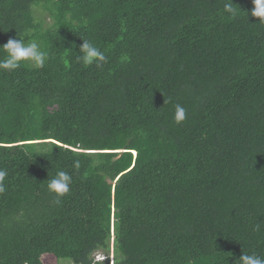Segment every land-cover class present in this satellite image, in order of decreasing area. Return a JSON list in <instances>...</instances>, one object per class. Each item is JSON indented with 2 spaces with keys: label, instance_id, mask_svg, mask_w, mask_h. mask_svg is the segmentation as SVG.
<instances>
[{
  "label": "trees",
  "instance_id": "1",
  "mask_svg": "<svg viewBox=\"0 0 264 264\" xmlns=\"http://www.w3.org/2000/svg\"><path fill=\"white\" fill-rule=\"evenodd\" d=\"M226 2L0 0V45L48 52L0 70V264L264 256V23ZM84 39L103 68L76 62Z\"/></svg>",
  "mask_w": 264,
  "mask_h": 264
},
{
  "label": "clouds",
  "instance_id": "2",
  "mask_svg": "<svg viewBox=\"0 0 264 264\" xmlns=\"http://www.w3.org/2000/svg\"><path fill=\"white\" fill-rule=\"evenodd\" d=\"M252 3L251 15L258 17L260 23H264V0H252ZM223 9L230 16L236 15L237 10L233 7L231 0L224 3ZM82 41L79 52L75 57L76 62L85 66L95 63L97 68H103L104 64L108 63V57L105 53L93 42L87 39ZM0 51L4 53V57L0 59V70L9 72L20 68L21 62H29L37 69L43 68L48 59V52L42 50L40 43L34 39L26 41L22 38H10L5 44L0 45ZM173 119L175 123H181L186 119V109L182 105H175ZM73 168L76 170L80 168L78 159L74 160ZM7 175L8 172L5 169H0V193L5 191L4 180ZM71 182L72 177L68 172L58 170L51 179H48L47 190L59 198L68 194ZM254 231H260L259 223L254 225ZM94 257L96 259L103 258L99 252L95 253ZM236 262L237 264H264V256H260L255 252L251 254L243 253Z\"/></svg>",
  "mask_w": 264,
  "mask_h": 264
},
{
  "label": "rangeland",
  "instance_id": "3",
  "mask_svg": "<svg viewBox=\"0 0 264 264\" xmlns=\"http://www.w3.org/2000/svg\"><path fill=\"white\" fill-rule=\"evenodd\" d=\"M51 262H53V260H51ZM59 263L60 264H74L72 261H70L69 259H66V258H60Z\"/></svg>",
  "mask_w": 264,
  "mask_h": 264
}]
</instances>
